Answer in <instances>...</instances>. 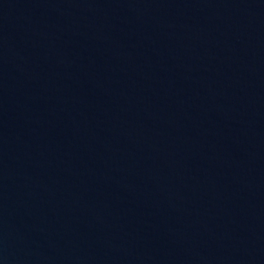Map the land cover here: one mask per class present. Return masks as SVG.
Returning a JSON list of instances; mask_svg holds the SVG:
<instances>
[{"label":"water","instance_id":"water-1","mask_svg":"<svg viewBox=\"0 0 264 264\" xmlns=\"http://www.w3.org/2000/svg\"><path fill=\"white\" fill-rule=\"evenodd\" d=\"M0 264H264V0H0Z\"/></svg>","mask_w":264,"mask_h":264}]
</instances>
